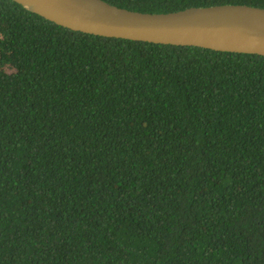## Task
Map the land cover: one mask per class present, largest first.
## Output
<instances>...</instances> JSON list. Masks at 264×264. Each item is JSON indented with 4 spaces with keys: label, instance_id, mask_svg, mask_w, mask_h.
<instances>
[{
    "label": "trees",
    "instance_id": "1",
    "mask_svg": "<svg viewBox=\"0 0 264 264\" xmlns=\"http://www.w3.org/2000/svg\"><path fill=\"white\" fill-rule=\"evenodd\" d=\"M0 264H264V56L86 34L0 0Z\"/></svg>",
    "mask_w": 264,
    "mask_h": 264
},
{
    "label": "water",
    "instance_id": "2",
    "mask_svg": "<svg viewBox=\"0 0 264 264\" xmlns=\"http://www.w3.org/2000/svg\"><path fill=\"white\" fill-rule=\"evenodd\" d=\"M57 25L96 36L264 56V8L219 5L150 14L103 0H13Z\"/></svg>",
    "mask_w": 264,
    "mask_h": 264
}]
</instances>
